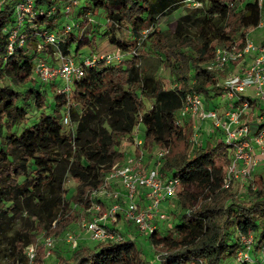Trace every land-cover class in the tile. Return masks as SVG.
<instances>
[{
	"label": "trees",
	"instance_id": "16d2710c",
	"mask_svg": "<svg viewBox=\"0 0 264 264\" xmlns=\"http://www.w3.org/2000/svg\"><path fill=\"white\" fill-rule=\"evenodd\" d=\"M196 1L205 17L192 35L158 26L159 16L187 0H33L34 15L23 22L16 1L0 0V264L6 258L28 264L22 255L40 235L60 236L80 216H89L92 202L107 205L98 191L126 163L124 141L134 153L167 151L160 174L180 180L167 211L171 225L142 234L144 244L124 233L123 241L78 243L68 254L51 249L56 255L50 260L37 245L34 264H226L245 250L242 237H252L250 261L238 263L264 264V171L254 173L243 191L237 182L224 187L233 152L223 131L212 127L197 143L194 126L203 133L201 124L181 114L189 93H199L208 110L222 114L230 107L218 99L225 98L224 81L235 65L225 71L209 66L217 48L243 42L256 29L260 0ZM102 15L104 31L88 44L99 49L105 41L112 51L128 54L124 61L87 67L68 92L34 75L39 59L57 64L48 33H55L63 56L78 62L108 52L87 54L79 40L80 25ZM121 28L129 40L117 38ZM14 31L24 43L10 51ZM250 102L264 117L261 102ZM31 112L39 117L26 125ZM250 126L255 133L264 120Z\"/></svg>",
	"mask_w": 264,
	"mask_h": 264
},
{
	"label": "built area",
	"instance_id": "2783aa9c",
	"mask_svg": "<svg viewBox=\"0 0 264 264\" xmlns=\"http://www.w3.org/2000/svg\"><path fill=\"white\" fill-rule=\"evenodd\" d=\"M14 1L17 2L19 22L34 15L33 0ZM187 3L201 5L196 0H187ZM259 6L261 19L256 29L264 28L262 0ZM66 10L70 12L72 5H68ZM69 29L68 26L67 31ZM45 38L46 43L55 48L57 64L52 66L39 59L34 64L33 72L43 83H59L60 92H68L73 81L83 77L86 68L94 66L98 61H104L107 64L120 63L128 57V54L117 49L84 57L78 62L61 54L58 47L59 40L55 33H48ZM15 43L20 45L24 43V37L18 36L17 31L10 36V51L13 50ZM229 65H235L238 70L229 72L224 81L225 98L230 104L224 113L208 110L199 93H189L181 111L182 115L188 114L200 124L210 122L211 127L223 131L224 143L233 152L231 163L226 169L224 187H229L233 182L238 181L245 186V183L252 179L256 169L264 164V128L252 133L250 126L252 123L259 125L264 120V117L256 111V107L250 106L251 99L264 102V42H254L248 33L243 42H234L227 48H217L209 68L225 71ZM248 91H251V94ZM64 122L68 123V118H65ZM194 128L195 133L192 139L196 141L200 126L195 125ZM141 144L142 140L137 138L136 145ZM166 153L165 149L156 150L149 164H146L142 151L140 157H137V153L128 154L126 163L107 175L98 191L107 205L102 202H92L88 210L89 216L81 220V226L92 241L102 243L123 241L124 233L114 224L119 223V217H124L144 235H151L160 223L167 221L168 212L163 209V205L170 203L175 197L180 180L161 176L160 167ZM66 241L72 249L79 243L78 238L73 234H69ZM53 242L52 238H46V247L51 249ZM241 242L245 250L239 251L237 260L250 261L247 250L252 244V237H242ZM25 251L28 263L34 264L36 258L34 245H29ZM262 254L264 256V246Z\"/></svg>",
	"mask_w": 264,
	"mask_h": 264
},
{
	"label": "rangeland",
	"instance_id": "374dc122",
	"mask_svg": "<svg viewBox=\"0 0 264 264\" xmlns=\"http://www.w3.org/2000/svg\"><path fill=\"white\" fill-rule=\"evenodd\" d=\"M203 8L202 5H192V4H186L185 6H181L178 7L175 10H171L169 12V14H163L161 16H159V27L160 28H167V29H171V30H183L189 34H196L200 28V26L203 23V17H205V13L201 10ZM74 14L71 15V17L73 18ZM92 20H90L89 18H87V20L80 25L79 28V40H80V45L82 47H84V51L88 54L90 52H103L104 50L111 52L113 50V47L111 44L103 41L100 43V48H97V45L94 44L93 46H89L88 41L92 38V36L95 34V37H99V33H102V31H104V16L102 15L100 18L97 17H91ZM264 32V30H262ZM249 36L250 38L256 42L259 43L262 38L263 35L260 34L259 31L257 30H249ZM117 38L120 40H129L130 39V34L127 31V29L125 28H121L117 30ZM95 42H97V39H95ZM102 48V50H101ZM235 70L237 71V67L235 68ZM162 75L165 77L168 76L166 71H162ZM171 80H169L170 83ZM249 94H251V91H248ZM218 101H224V103H229V100L226 98H220L218 99ZM261 108H264V102H261ZM256 111L258 112L259 115H262L261 109L260 107H256ZM28 121L26 123V125L33 123L38 117H39V112H31L28 115ZM263 117V116H262ZM253 120L255 118L252 117ZM252 122V121H251ZM211 128L206 130L201 129L202 131H204L203 133H198V136L196 138L197 143L201 142L210 132H211ZM141 129V132H143V129ZM142 134V133H141ZM193 138V137H192ZM193 140V139H192ZM131 149V145L130 143H128L127 141H124V143H122V150L126 151V153H129ZM153 154L154 153H143V156L145 159H148V164L152 161L153 159ZM142 156V154L137 153V157ZM147 164V163H146ZM260 166H264V165H260ZM260 166L256 169V171L254 173H260L261 171H264V168H260ZM253 181L252 179L250 180V182ZM238 187L241 191L244 190L245 186H243L241 184V181H238ZM67 187L70 188V194H72L74 192V182L70 179L67 183H66ZM173 206V201H170V203L168 204V209H171V207ZM84 218V216H80L78 218V220L74 223H72L70 225V227L60 236H55V237H50L53 239V247L51 249L56 250L58 253H62V254H68L70 253L72 247L71 245L66 241V238L69 234H73L75 235L78 240L79 243H83V244H91L94 245V241H92L89 237L88 234L85 232L84 228L81 226V220ZM169 218V217H168ZM121 221L124 223H127V221L124 219V217L121 218ZM172 223L171 220L167 219V221L165 223L162 224H166V227L170 226ZM116 227L120 228L119 223H114ZM123 232V229H120ZM138 231H130V236L131 237H135L136 240L138 241V243H145V239L142 238L143 235L141 233H137ZM124 233V232H123ZM48 238L47 236H44L43 234L39 236L37 242L34 245V247L36 248V255H37V245L43 247V253H44V257L50 260V257H55L56 254H54L52 252L51 249H48L45 245V239ZM137 243V244H138ZM138 244V245H139ZM26 250V249H25ZM26 251H24V254L22 255L23 258L27 259L26 257ZM3 264H24L21 260L17 259H11V258H6L3 261ZM29 264V263H28ZM226 264H239L237 259H233L230 262H227Z\"/></svg>",
	"mask_w": 264,
	"mask_h": 264
},
{
	"label": "crops",
	"instance_id": "0c3cea01",
	"mask_svg": "<svg viewBox=\"0 0 264 264\" xmlns=\"http://www.w3.org/2000/svg\"><path fill=\"white\" fill-rule=\"evenodd\" d=\"M253 30H257V31H259L260 32V34H262L263 35V38H262V40L260 41V42H264V32L262 31V30H264V28H261V29H253ZM259 42V43H260ZM236 71V70H235ZM201 126H202V129L203 130H208V129H210V127H211V123L210 122H205V123H201ZM142 132H141V129H140V131H139V135L141 134ZM134 151H135V148L134 147H132L131 146V149H130V151H129V153L131 154V153H134ZM261 168H264V166H260V168L259 169H261ZM163 209L164 210H166L167 211V209H168V203H165L164 205H163ZM121 218L122 217H119L118 218V222H119V224H121L120 225V229H123V232L124 233H127L128 235H130V231H136L137 230V228H136V226L135 225H133V224H131V223H129V222H127V223H123L122 221H121ZM160 225H163L162 223H160Z\"/></svg>",
	"mask_w": 264,
	"mask_h": 264
}]
</instances>
